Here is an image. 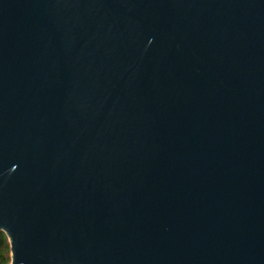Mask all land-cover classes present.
<instances>
[{
  "label": "water",
  "instance_id": "water-1",
  "mask_svg": "<svg viewBox=\"0 0 264 264\" xmlns=\"http://www.w3.org/2000/svg\"><path fill=\"white\" fill-rule=\"evenodd\" d=\"M9 264H264V0H0Z\"/></svg>",
  "mask_w": 264,
  "mask_h": 264
},
{
  "label": "trees",
  "instance_id": "trees-1",
  "mask_svg": "<svg viewBox=\"0 0 264 264\" xmlns=\"http://www.w3.org/2000/svg\"><path fill=\"white\" fill-rule=\"evenodd\" d=\"M10 252L7 237L0 233V264H8L10 262Z\"/></svg>",
  "mask_w": 264,
  "mask_h": 264
},
{
  "label": "rangeland",
  "instance_id": "rangeland-1",
  "mask_svg": "<svg viewBox=\"0 0 264 264\" xmlns=\"http://www.w3.org/2000/svg\"><path fill=\"white\" fill-rule=\"evenodd\" d=\"M9 257H10V255H9ZM9 264V263H8Z\"/></svg>",
  "mask_w": 264,
  "mask_h": 264
}]
</instances>
